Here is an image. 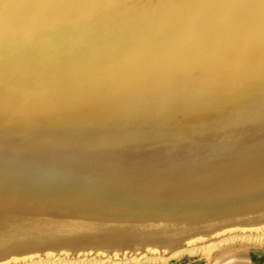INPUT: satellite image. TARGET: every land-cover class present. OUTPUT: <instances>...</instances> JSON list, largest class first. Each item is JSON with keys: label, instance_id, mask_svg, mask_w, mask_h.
I'll list each match as a JSON object with an SVG mask.
<instances>
[{"label": "bare ground", "instance_id": "1", "mask_svg": "<svg viewBox=\"0 0 264 264\" xmlns=\"http://www.w3.org/2000/svg\"><path fill=\"white\" fill-rule=\"evenodd\" d=\"M236 244L261 264L264 0H0V264Z\"/></svg>", "mask_w": 264, "mask_h": 264}, {"label": "rangeland", "instance_id": "2", "mask_svg": "<svg viewBox=\"0 0 264 264\" xmlns=\"http://www.w3.org/2000/svg\"><path fill=\"white\" fill-rule=\"evenodd\" d=\"M231 250H224L221 251L219 248H216L210 255V260L205 258L201 255V253L197 254H189L188 252H184L178 255L173 261L169 262V264H254L255 260H253L254 257L251 256V253L248 252L244 255H239L238 257H235L231 252L234 250L240 251V252H246L247 250H250V245H241L236 244L233 246ZM228 251V252H227ZM255 259V258H254ZM253 260V261H252ZM261 264H264V258L260 257ZM258 262V260L256 261ZM153 264H161V263H153Z\"/></svg>", "mask_w": 264, "mask_h": 264}]
</instances>
